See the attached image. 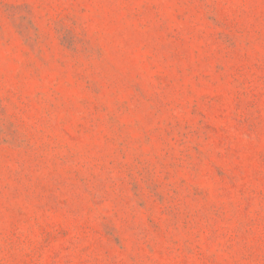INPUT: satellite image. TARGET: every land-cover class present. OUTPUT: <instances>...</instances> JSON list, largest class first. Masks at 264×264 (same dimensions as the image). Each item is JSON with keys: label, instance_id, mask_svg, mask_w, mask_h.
I'll list each match as a JSON object with an SVG mask.
<instances>
[{"label": "rangeland", "instance_id": "rangeland-1", "mask_svg": "<svg viewBox=\"0 0 264 264\" xmlns=\"http://www.w3.org/2000/svg\"><path fill=\"white\" fill-rule=\"evenodd\" d=\"M0 264H264V0H0Z\"/></svg>", "mask_w": 264, "mask_h": 264}]
</instances>
